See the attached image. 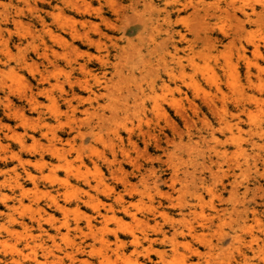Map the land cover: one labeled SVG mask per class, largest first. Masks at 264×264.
<instances>
[{"label":"rangeland","instance_id":"rangeland-1","mask_svg":"<svg viewBox=\"0 0 264 264\" xmlns=\"http://www.w3.org/2000/svg\"><path fill=\"white\" fill-rule=\"evenodd\" d=\"M204 1L0 0L3 264H264V0Z\"/></svg>","mask_w":264,"mask_h":264},{"label":"bare ground","instance_id":"bare-ground-1","mask_svg":"<svg viewBox=\"0 0 264 264\" xmlns=\"http://www.w3.org/2000/svg\"><path fill=\"white\" fill-rule=\"evenodd\" d=\"M201 1H204V0H201ZM205 2V1H204ZM194 6H196V5H194ZM202 6V8H200ZM199 8H195L196 10H200L199 12L203 15L202 17H204V18H206L207 20H208V22L209 23H211V17L215 14V15H218V14H216L218 11V9H217V5L215 6L214 5V3L212 2H209V3H202V5H201ZM78 7H80V6H78ZM244 8V7H243ZM217 9V10H216ZM220 9V8H219ZM244 10V9H243ZM223 11V10H222ZM245 11V10H244ZM253 11V10H252ZM200 13H198V14H200ZM244 14H248V13H244ZM256 14V13H255ZM248 16V15H247ZM246 16V17H247ZM253 16V15H252ZM39 18H40V20L41 21H44V18L40 15V16H38ZM169 17V16H168ZM168 17H166L164 20L166 21L167 19H169ZM250 18V17H249ZM253 20V19H252ZM44 24H45V22H44ZM157 24V23H156ZM153 25V24H152ZM155 25V24H154ZM153 25V26H154ZM159 25V24H158ZM209 25V24H208ZM158 27V26H157ZM208 29V27H205V30H207ZM245 29V28H244ZM243 30V29H242ZM246 30V29H245ZM176 33L178 34V36L180 37V39H179V41H181L183 38H185L186 36H185V34L181 31V30H179V31H176ZM207 34L209 33V32H206ZM170 34H172L171 32L169 33V35ZM173 35H174V33L171 35L172 37H173ZM250 35V34H249ZM86 37V40L87 41H89V42H91V43H95L97 40L94 38V36H92V35H85ZM176 36V35H175ZM156 38V37H155ZM155 38H153V39H155ZM171 39V38H170ZM153 41H155V40H153ZM178 41V42H179ZM155 44H156V42H155ZM160 44H161V42H160ZM174 46H175V50H176V53L178 54V49L180 48L179 46H178V44H177V41H173V43H172ZM157 45H159V43L157 44ZM162 46V45H161ZM179 47V48H178ZM165 48V47H164ZM166 49V48H165ZM168 50V49H167ZM166 50V51H167ZM173 50V49H172ZM169 51V50H168ZM166 54V53H165ZM164 54V55H165ZM170 54H172V53H170ZM175 54V53H174ZM243 55V54H242ZM188 57V56H187ZM172 59H176L177 60V63H178V67H180L181 68V70H180V74H184L185 72L183 71V69H184V67L187 65H185L184 64V59L182 58V57H179V56H175V55H173L172 56ZM183 59V60H182ZM192 60L193 59H191V60H189L192 64H193V62H192ZM196 60V59H195ZM204 60V59H203ZM209 61H210V59H209ZM202 62V61H201ZM191 65V64H190ZM192 66V65H191ZM210 66V65H209ZM166 67H167V65H166ZM249 67V69H248V75H249V77L251 76V73H252V71H251V69H250V65L248 66ZM209 69H211L210 67H209ZM209 69H207V70H209ZM186 70V69H185ZM197 70V69H196ZM205 70H206V68H205ZM166 72L169 74V76H175L176 75V72H175V67L174 66H172V67H170V68H166ZM179 72V71H178ZM208 72V71H207ZM211 72V71H210ZM205 73V72H204ZM212 73V72H211ZM210 75H213V74H210ZM178 76V75H177ZM186 77V76H185ZM215 77V76H214ZM251 78V77H250ZM163 79V78H162ZM215 79V78H214ZM154 82L156 81V80H153ZM216 81V80H215ZM152 87H153V85H152ZM166 87V86H165ZM164 87V88H165ZM197 89H198V87H197ZM144 90V89H143ZM199 90V89H198ZM197 90V91H198ZM202 91V90H201ZM145 93V92H144ZM243 94V93H242ZM204 95H205V93H204ZM209 96V95H208ZM146 98V97H145ZM213 99L214 98H210V97H206V101H207V103H209V102H212L213 101ZM241 99V98H240ZM239 99V100H240ZM36 101V100H35ZM140 101H142V100H140ZM136 102H138V101H136ZM36 103H38V101H36ZM210 104V103H209ZM215 104H216V102H215ZM214 105V104H213ZM158 106V105H157ZM226 121V120H225ZM257 125H258V127H259V133L260 134H264V130H263V126L264 125H262V123H260V122H258V123H256ZM228 126H229V124H228ZM21 184L20 183H18V186H20ZM21 188L23 189L24 188V186H21ZM196 199L198 200V202L200 203V204H202V203H204V195H202V193H200V194H198L197 195V197H196ZM55 203L57 204V206L59 205V206H61L60 204H58L56 201H55ZM64 207V206H63ZM196 207H197V204L196 203H194V204H192L191 206H189L188 208H189V212L188 213H190V214H194L196 211H195V209H196ZM213 211H214V215H212V217L209 219V221L208 222H205L203 225L204 226H206V227H208V228H212L213 226H214V224H215V222H216V220H219L220 221V219H221V211H223V209H221L219 206H217V205H213ZM246 212V211H245ZM244 212V213H245ZM253 213H254V216L256 217V216H258V213H257V211H253ZM244 215V214H243ZM103 216L106 218V219H108L109 218V215H108V212H105L104 214H103ZM241 217V216H240ZM216 218H218V219H216ZM248 218H249V214H248V212L246 213V215H245V217H243V220H241L242 222H240L238 225L242 228V230L243 231H245L246 230V228H247V226L245 227V223H246V221L248 220ZM258 221L260 220V219H257ZM244 222V223H243ZM249 223V222H248ZM89 225H90V227H94V224L92 223V221H89ZM1 228V227H0ZM15 229V228H14ZM247 231V230H246ZM253 231V230H252ZM250 232V231H249ZM14 233V232H13ZM252 234V233H251ZM49 236H52L53 238L55 237V235L53 236V234H48ZM224 233L222 234V237H220L219 238V240H218V242H216V243H214L212 240H207L206 241V244H207V247H209V248H215L216 250H221V249H223V252L224 251H229V252H231L232 251V249L234 248L235 249V247H237L238 248V246H241L242 244H246L247 245V249L245 250V251H243V249H241L242 247H239L237 250H238V252H239V255H240V259L242 260V261H244V262H246V264H248L247 262H248V260L250 259V249H252V250H254L255 249V247H254V243H256V242H254L256 239L255 238H253V239H250V240H248V243H245L243 240H244V238H243V235L242 234H238V230L236 231L235 230V233H234V235L232 236V242L230 243V245L227 247V248H224V246H225V239H224ZM256 236V235H255ZM117 238H119V236H117ZM134 241L135 242H137L138 243V236H134ZM0 242L2 243V241H1V230H0ZM236 243H238V244H236ZM32 244V241H30L29 240V238L28 239H26V245L27 246H30ZM44 244V243H43ZM41 245V244H40ZM257 245H259V243H257ZM171 246H172V250H173V252H177V249H178V243L177 242H175V241H171ZM41 247H43L42 245H41ZM259 247H261V246H259ZM259 247L257 248V250L259 249ZM208 248V249H209ZM11 249H12V247H11ZM33 249V248H32ZM48 250V251H50L49 250V248L48 247H44V250ZM214 249V250H215ZM233 249V250H234ZM13 250H14V248H13ZM17 250H18V248H17ZM16 250V251H17ZM210 250V249H209ZM237 250H236V252H237ZM264 250V249H263ZM15 251V250H14ZM194 252H196L197 254H199V255H205L206 253L202 250V249H200L199 247H196L194 250H193ZM207 252V251H206ZM254 252H256L255 250H254ZM15 253V252H14ZM225 253V252H224ZM232 253V252H231ZM20 254V253H19ZM18 254V255H19ZM158 254H159V258L160 259H162L163 261H165V260H167V254H166V251L163 249L162 251H159L158 252ZM208 254V253H207ZM254 254V253H253ZM258 254V253H257ZM264 254V253H263ZM212 255H214L213 253H212ZM262 255V254H261ZM22 256V255H21ZM20 256V257H21ZM33 256V259L35 258V261H37L38 263H41L40 261V259L38 258V256H37V254L36 255H32ZM230 256V255H229ZM228 256V257H229ZM20 257L18 256V257H16V256H12L11 257V260H13L16 264H25V263H23V261L20 259ZM24 257V256H23ZM260 257V256H259ZM263 258V257H262ZM104 259H106V258H104ZM180 259V258H179ZM183 259V258H182ZM229 260H230V258H228ZM239 259V260H240ZM85 260H87V259H85ZM184 260V259H183ZM232 260V259H231ZM238 260V261H239ZM235 261V260H234ZM3 262V258L2 257H0V264H3L2 263ZM186 262V261H185ZM179 263V262H178ZM186 263H188V262H186ZM218 263H220V262H218ZM217 263V264H218ZM236 263V262H235ZM175 264V263H174ZM180 264V263H179ZM184 264V263H183ZM222 264H232V262L231 261H227V262H225V261H223L222 262Z\"/></svg>","mask_w":264,"mask_h":264}]
</instances>
